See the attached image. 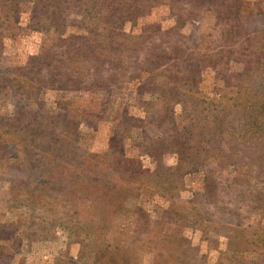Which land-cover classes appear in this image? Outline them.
Returning <instances> with one entry per match:
<instances>
[{"label": "rangeland", "instance_id": "rangeland-1", "mask_svg": "<svg viewBox=\"0 0 264 264\" xmlns=\"http://www.w3.org/2000/svg\"><path fill=\"white\" fill-rule=\"evenodd\" d=\"M0 264H264V0H0Z\"/></svg>", "mask_w": 264, "mask_h": 264}, {"label": "trees", "instance_id": "trees-1", "mask_svg": "<svg viewBox=\"0 0 264 264\" xmlns=\"http://www.w3.org/2000/svg\"><path fill=\"white\" fill-rule=\"evenodd\" d=\"M191 164V163H190ZM193 164V163H192ZM208 178V177H207ZM206 180H208V179H206ZM205 187H206V196H208V195H213L214 193H212L211 192V189H209V186H208V184L207 183H205Z\"/></svg>", "mask_w": 264, "mask_h": 264}]
</instances>
